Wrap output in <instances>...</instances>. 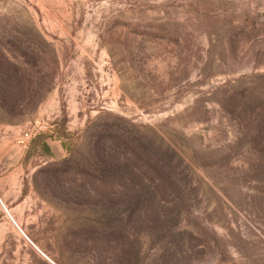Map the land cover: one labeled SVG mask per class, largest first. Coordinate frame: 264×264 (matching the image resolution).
Segmentation results:
<instances>
[{"label": "rangeland", "instance_id": "1", "mask_svg": "<svg viewBox=\"0 0 264 264\" xmlns=\"http://www.w3.org/2000/svg\"><path fill=\"white\" fill-rule=\"evenodd\" d=\"M0 75V264H50L11 217L55 264H264V150L236 142L264 118V0H0ZM121 119L198 153L189 202L38 173L82 167L88 136Z\"/></svg>", "mask_w": 264, "mask_h": 264}, {"label": "trees", "instance_id": "2", "mask_svg": "<svg viewBox=\"0 0 264 264\" xmlns=\"http://www.w3.org/2000/svg\"><path fill=\"white\" fill-rule=\"evenodd\" d=\"M5 86H8L7 78L0 75V102L4 104L9 99ZM261 110L264 111V106L260 108ZM256 114L259 119L246 123V119L240 121L242 133L236 142L241 144L246 138L251 148L257 145L262 146L264 150V118L261 114L257 112ZM121 120L120 125L103 126L88 136L89 140L84 146L81 158L84 162L82 167L74 168L75 160H69L60 164H46L38 173L46 179L54 178L62 182L64 178L69 177L70 171H74L73 175L88 177L91 180L88 182L92 183L90 186L95 187L97 183L103 189L105 199L111 201L114 198H121L139 207L151 202L159 204L189 202L193 183L182 169V165L187 161L190 166H200L198 153L191 150V155L186 151L179 155L160 136V133H165L168 128L165 124L135 125ZM262 181L263 177L252 180L256 185L252 186L254 197L258 199L264 198V191L259 186ZM215 184L219 185L220 182L215 180ZM67 192L79 197L88 193L83 184L82 187L70 188Z\"/></svg>", "mask_w": 264, "mask_h": 264}, {"label": "built area", "instance_id": "3", "mask_svg": "<svg viewBox=\"0 0 264 264\" xmlns=\"http://www.w3.org/2000/svg\"><path fill=\"white\" fill-rule=\"evenodd\" d=\"M9 214V213H8ZM11 217V216H10ZM12 221L15 223L16 227L20 230V232H22V234L24 235V237L45 257L49 260V258L41 251L39 250V248L25 235V233L21 230V228L16 224V222L13 220V218L11 217Z\"/></svg>", "mask_w": 264, "mask_h": 264}, {"label": "crops", "instance_id": "4", "mask_svg": "<svg viewBox=\"0 0 264 264\" xmlns=\"http://www.w3.org/2000/svg\"><path fill=\"white\" fill-rule=\"evenodd\" d=\"M49 258V257H48ZM47 259V258H46ZM48 262H50V264H55L50 258L49 260L47 259Z\"/></svg>", "mask_w": 264, "mask_h": 264}]
</instances>
